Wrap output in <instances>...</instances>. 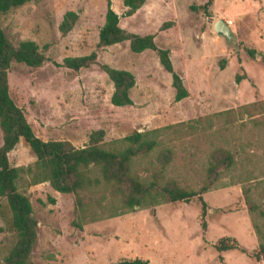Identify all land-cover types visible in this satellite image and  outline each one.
Returning <instances> with one entry per match:
<instances>
[{
    "label": "rangeland",
    "instance_id": "rangeland-1",
    "mask_svg": "<svg viewBox=\"0 0 264 264\" xmlns=\"http://www.w3.org/2000/svg\"><path fill=\"white\" fill-rule=\"evenodd\" d=\"M207 1L146 0L133 15L120 17L126 30L152 33L158 47L170 50L174 69L189 90L188 97L175 101L171 74L157 53L152 49L133 52L129 41H124L99 50L97 60L135 75L130 90L133 104L125 106L111 103L113 83L98 65L77 71L63 65L66 56L96 50L107 0H27L0 14V26L13 44L33 40L45 56L40 66L12 61L8 70L10 95L41 139L69 140L83 147L97 129L104 130L103 141L108 142L134 130L191 122L195 126L171 130L162 146L172 150L165 176L193 189L211 183L206 174L214 148L228 150L234 159L229 168H220L217 180L202 193L207 203L205 228L196 197L136 207L77 227L73 193H61L47 181L28 187L19 184L29 196L37 221L33 264H113L130 258L146 259L147 264H264L251 255L259 250V240L243 194V187H250L252 200L264 210V112L226 113L213 118L212 126L204 119L264 100V0H210L203 8ZM111 4L118 14L124 12L123 0H111ZM67 10L77 11L78 19L62 35L59 24ZM218 18L231 21V39L214 31ZM165 21L172 24L162 30ZM247 48L255 49L254 57ZM236 73L244 76L239 83ZM197 118L201 120L193 122ZM157 153L149 156L152 168H159ZM35 159L23 138L8 153L11 166L32 164ZM134 164L146 174V158ZM100 194L89 201L97 210L101 209ZM89 197L85 195L87 201ZM258 221L264 234V217ZM223 237L236 239L246 252L217 251L215 245ZM16 238L10 207L1 196L0 264Z\"/></svg>",
    "mask_w": 264,
    "mask_h": 264
},
{
    "label": "trees",
    "instance_id": "trees-1",
    "mask_svg": "<svg viewBox=\"0 0 264 264\" xmlns=\"http://www.w3.org/2000/svg\"><path fill=\"white\" fill-rule=\"evenodd\" d=\"M27 0H0V14L11 8L24 4ZM146 0H123L125 10L118 14L107 0V8L103 25L99 28L96 50L80 56H66L63 65L79 70L93 64L98 65L113 83L110 101L115 106L132 105L130 90L135 85V75L126 69L115 68L108 63H99L98 51L107 46L129 41L133 52L145 49L154 50L162 67L171 74L174 88V100L181 101L189 96L182 76L174 69L171 52L168 48L158 47L154 34H139L126 30L120 25L121 16H131L140 9ZM208 0L203 8L210 4ZM78 19V13L67 10L59 24L62 35L67 34ZM172 21H165L162 30L168 28ZM251 57L256 54L255 49L247 48ZM45 60L33 40H21L13 44L3 28L0 26V130L2 144L0 145V197L7 199L12 214V226L16 231V241L10 251L4 256V264H33L31 254L37 238V221L33 216V209L29 196L24 187L41 182H49L53 189L61 193L75 195L77 218L74 224L82 227L84 223L95 222L104 218L120 216L132 211L136 207H152L166 202H188L196 197L201 206V225L206 227L205 215L207 203L202 193L209 190L210 184L217 180L220 168L227 169L234 159L231 153L221 147L214 148L210 153L206 177L211 183L193 189L180 185L172 177H166L164 172L172 159L170 147H163V137L178 127H192L191 122L180 121L144 131L134 130L123 137L104 142L105 132L97 129L90 133L89 142L83 147L74 146L69 140H43L35 134L27 120L23 109L18 106L9 92L8 70L12 61L23 62L29 66H40ZM264 62V55H262ZM221 69L225 68V61H221ZM243 75L235 74V82L239 83ZM264 112V100L240 105L233 109H226L206 115L204 119L212 126L213 118L223 114ZM201 118L194 119L199 122ZM23 138L36 157L32 164L11 166L8 153ZM158 151L156 161L159 168H152L151 153ZM146 158L143 175L135 168V160ZM97 171L99 175H94ZM24 183V187L19 184ZM97 193L100 198L97 204L100 210L94 209L92 196ZM244 200L251 216L253 227L259 240V250L252 253L257 260H264V234L262 224L258 221L264 217V210L252 200L250 187H243ZM85 195L90 196L88 201ZM54 200V199H51ZM217 251L240 249L236 239L221 238L215 245ZM142 258L120 259L113 264H147Z\"/></svg>",
    "mask_w": 264,
    "mask_h": 264
},
{
    "label": "water",
    "instance_id": "water-1",
    "mask_svg": "<svg viewBox=\"0 0 264 264\" xmlns=\"http://www.w3.org/2000/svg\"><path fill=\"white\" fill-rule=\"evenodd\" d=\"M213 28L217 35L225 36L228 39L232 38V31L226 21H224L222 18H218L215 21Z\"/></svg>",
    "mask_w": 264,
    "mask_h": 264
},
{
    "label": "built area",
    "instance_id": "built-area-1",
    "mask_svg": "<svg viewBox=\"0 0 264 264\" xmlns=\"http://www.w3.org/2000/svg\"><path fill=\"white\" fill-rule=\"evenodd\" d=\"M227 24H231V21H228Z\"/></svg>",
    "mask_w": 264,
    "mask_h": 264
},
{
    "label": "crops",
    "instance_id": "crops-1",
    "mask_svg": "<svg viewBox=\"0 0 264 264\" xmlns=\"http://www.w3.org/2000/svg\"><path fill=\"white\" fill-rule=\"evenodd\" d=\"M108 47V46H107Z\"/></svg>",
    "mask_w": 264,
    "mask_h": 264
}]
</instances>
